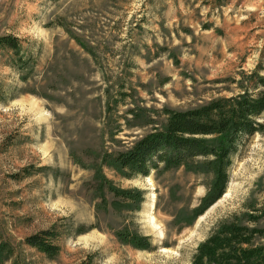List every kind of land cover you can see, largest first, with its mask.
I'll return each instance as SVG.
<instances>
[{
  "label": "rangeland",
  "instance_id": "1",
  "mask_svg": "<svg viewBox=\"0 0 264 264\" xmlns=\"http://www.w3.org/2000/svg\"><path fill=\"white\" fill-rule=\"evenodd\" d=\"M3 35L19 48L0 46V264H190L218 222L264 207V130L198 217L214 178L204 158L130 178L111 163L150 130L139 108L237 91L231 78L264 56V0H0ZM119 232L149 236L151 249ZM33 234L53 257L26 242Z\"/></svg>",
  "mask_w": 264,
  "mask_h": 264
},
{
  "label": "trees",
  "instance_id": "2",
  "mask_svg": "<svg viewBox=\"0 0 264 264\" xmlns=\"http://www.w3.org/2000/svg\"><path fill=\"white\" fill-rule=\"evenodd\" d=\"M0 46L15 53L19 48L12 35L0 36ZM240 73L238 78H231L237 91L230 96L211 98L183 109L139 108L148 114L145 124L152 126L130 146L113 152L112 165L130 178L148 176L155 169L180 166L198 169L194 160L204 158L201 165L211 170L214 178L209 191L195 207L194 217L203 214L226 190L232 155L243 141L264 130V56L248 73ZM129 113L133 118L138 116L132 108ZM108 188L124 199L140 196L136 191L134 195L131 190H118L111 185ZM244 209L230 220L217 223L196 246L190 264H264V228L258 225L264 217V207L247 204ZM118 235L135 247L151 249L149 236L135 232H119ZM26 242L50 257L57 251L56 246L39 234L26 237ZM3 250L4 247L1 253Z\"/></svg>",
  "mask_w": 264,
  "mask_h": 264
}]
</instances>
